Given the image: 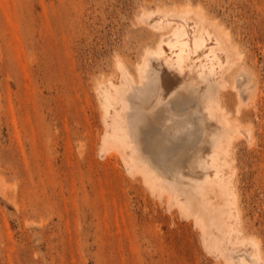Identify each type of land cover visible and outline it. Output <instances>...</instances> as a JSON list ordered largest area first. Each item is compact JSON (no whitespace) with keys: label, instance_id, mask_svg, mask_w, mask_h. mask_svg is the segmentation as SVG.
I'll use <instances>...</instances> for the list:
<instances>
[{"label":"rangeland","instance_id":"rangeland-1","mask_svg":"<svg viewBox=\"0 0 264 264\" xmlns=\"http://www.w3.org/2000/svg\"><path fill=\"white\" fill-rule=\"evenodd\" d=\"M186 4L214 18L242 53L220 97L251 125L252 141L241 138L234 150L237 189L245 233L264 251V0H0V264H219L190 219L166 213L97 151V82L115 76V58L135 75L145 47L161 37L135 19ZM240 70L257 79L246 109L229 87L244 85ZM189 109L164 112L148 128L157 160L207 155L212 127ZM181 122L190 134L170 138Z\"/></svg>","mask_w":264,"mask_h":264},{"label":"bare ground","instance_id":"bare-ground-1","mask_svg":"<svg viewBox=\"0 0 264 264\" xmlns=\"http://www.w3.org/2000/svg\"><path fill=\"white\" fill-rule=\"evenodd\" d=\"M135 21L136 26L160 32L161 37L156 47H145L135 75L115 58V76L96 81L94 92L101 101L103 126L97 151L121 163L127 176L164 204L166 213L176 209L190 219L215 262L264 264L261 242L247 235L242 225L237 189L234 150L241 138L252 141L251 125L244 127L231 117L220 97L221 89L228 87L225 75L242 59V53L230 34L198 5L157 7L152 12L143 9ZM240 73L245 76L244 85L234 81L229 87L238 90L239 107H247L255 99L257 79L246 70ZM189 108L212 127L207 155L196 152L189 163L185 151H178L163 162L157 160L148 148V128L164 112L175 114ZM167 134L174 139L190 132L181 122L170 126Z\"/></svg>","mask_w":264,"mask_h":264}]
</instances>
